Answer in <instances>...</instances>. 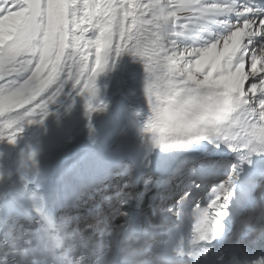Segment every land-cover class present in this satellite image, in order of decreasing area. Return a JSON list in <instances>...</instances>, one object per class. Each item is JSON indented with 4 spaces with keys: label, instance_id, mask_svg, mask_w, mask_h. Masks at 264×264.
<instances>
[{
    "label": "snow or ice",
    "instance_id": "snow-or-ice-1",
    "mask_svg": "<svg viewBox=\"0 0 264 264\" xmlns=\"http://www.w3.org/2000/svg\"><path fill=\"white\" fill-rule=\"evenodd\" d=\"M125 52L148 74L145 130L180 188L171 211L195 219L189 259L210 256L230 225L256 231L257 214L264 220V0H0V81L10 78L0 83L3 105L35 101L41 118L62 77L80 83L85 67L96 96V78ZM37 96L48 99L40 105ZM230 248L226 241L212 264H229Z\"/></svg>",
    "mask_w": 264,
    "mask_h": 264
},
{
    "label": "bare ground",
    "instance_id": "bare-ground-1",
    "mask_svg": "<svg viewBox=\"0 0 264 264\" xmlns=\"http://www.w3.org/2000/svg\"><path fill=\"white\" fill-rule=\"evenodd\" d=\"M88 63L95 68L94 57L89 56ZM122 67V73L125 75L115 77L116 83L115 80L112 83L114 85L118 83L119 96H122V100L125 101L124 105L121 104V108L126 107V110L130 112L128 114L134 118L136 123L131 120L127 121L122 123V126L119 124V129L115 128L119 125L114 123L111 125L113 126L111 127L112 132H103L100 131L101 129L92 131L91 126H85V122L73 124L80 100L83 101L87 109L88 98H90L92 108H96L98 98L100 97L101 100L104 90L109 87L108 84H111L113 76L110 73L116 72V69ZM122 67L117 57L111 59L105 68V74L102 72L96 78V96H89L86 87L91 76L88 67L84 68V74L79 77L80 83L66 75L63 76L66 83L62 91L51 104L47 105V115L41 118L39 117L40 106L35 101L31 104L12 107L8 105L7 101L3 105V101L0 100V207L2 209V213H0V264H40L27 253L24 257L22 256V252L28 244L27 236L32 237L36 232L22 217L33 194L34 179L57 181L69 194V197L66 198L67 207L63 212L65 217L60 222L66 229V236L70 239L69 244L76 259L82 260L83 264H94L92 255L97 250L102 231L88 234L83 238L79 237L73 231L72 224H82L83 219L79 217L82 213L80 209L71 207L78 208L77 206L82 204V201L91 202L93 205H90L91 207L86 206L87 204L82 206L93 210L88 214L89 219H93L94 223L102 221L104 224V220L106 219L108 222L112 211L117 209L115 196L118 191H116L117 186L114 181L118 174H122L121 168L130 170V180H133L137 171L146 173L147 179L152 180L154 178L151 174L153 168L169 161V158L162 155L158 148H151V132L145 130L148 126V117L152 114V108L146 90L148 74L144 63L139 57L130 54L129 60ZM8 79L10 78L5 79L3 83L6 84ZM102 84L104 92L100 88ZM54 87L51 86L49 91L54 90ZM99 89L101 93L103 92L102 94H98ZM4 95L7 97L11 93L6 92ZM153 97H155V93H153ZM47 99V96L44 100H40V96L36 97V100H40V105H44ZM24 109H28L32 113L31 119H37V122L27 123L29 116ZM94 111H91L88 117H93ZM18 116L24 118L21 130L16 128ZM45 125L48 130L41 131ZM9 136L17 139L8 142ZM149 164L152 165V168L148 166ZM108 175L112 179L108 180ZM170 176L171 172L159 181L161 190L149 198L146 215L153 207L158 209L166 203L167 207L170 206L173 197L180 193V189L178 192L176 191V181L171 180ZM110 183L113 185L110 186ZM130 184L128 183L123 190V199L128 194L129 196L126 198L127 203L118 218L120 223L110 228L105 225L106 230L103 232L122 226V218L129 211L131 199L140 191L137 186ZM86 190L92 198H98L97 201H101V204L94 202L92 198L87 199ZM106 196L109 197V201L104 198ZM164 197H168V199L163 201ZM203 199H208L207 195ZM153 201L157 203L150 207ZM112 203L115 207L109 210L108 207ZM8 221H11L10 223L15 229L4 234V228L9 226ZM167 221L170 220L167 219ZM90 226V229L95 228ZM92 237L93 242H88ZM77 240L83 241V246ZM90 245H94L95 248H90Z\"/></svg>",
    "mask_w": 264,
    "mask_h": 264
},
{
    "label": "rangeland",
    "instance_id": "rangeland-1",
    "mask_svg": "<svg viewBox=\"0 0 264 264\" xmlns=\"http://www.w3.org/2000/svg\"><path fill=\"white\" fill-rule=\"evenodd\" d=\"M125 53H127V52H125ZM125 53L124 54L122 53L119 57H117V59H119V61H120L121 67H122V65L125 64V62H127L129 60V55L130 54L127 55L128 53L127 54H125ZM122 60H123V62H122ZM110 61H111V59H110ZM258 67H259V65H258ZM118 70L116 69V72L114 71L113 73H110V75L113 76V79L111 81V84H108L109 87H107V89H105V90L103 89L105 92L102 90L103 84L101 85L100 88H101V91L104 92V94L101 96V100H100V97L98 98L97 104L95 105L96 108L94 107V109H95L94 113L95 114H93V117H88V116H90L89 114L91 113V111H89L88 108L86 109V106L83 104V101L80 100V102L78 104V108H77L79 113L77 112V114L75 115L76 117L73 118V124H80V123H84L85 122L86 123L85 126H87V127L88 126L89 127L91 126L92 131H94L95 129L96 130H100L101 129L100 131H103V132L104 131L112 132L111 131V127H113V126H111V125H113L114 123H116V125H119L120 124L121 126H122V123H125V122L130 121V120L131 121H134V123H136L135 120H134V118L130 114H128L130 112L128 110H126L127 108L126 107H123V109L121 108V104L124 105L125 104V101L122 100V96H119V89H118L119 86H118V83L115 84V85L112 83L114 80H115V83H116V78L117 77H120L122 75H125V73H122L123 67L121 69H118ZM245 70L246 71H250L251 70V68H250V62L248 64H246V69ZM104 74H105V72H104ZM7 78H9V77H5V79H7ZM4 80L3 81H0V83H3ZM115 86H117V87L115 88ZM101 91L99 89L98 94L101 93ZM120 95H121V93H120ZM121 114H122V116H121ZM99 116H100V118H99ZM88 118H89V120H88ZM118 120H119V122H118ZM120 125L119 126H116L115 128L119 129ZM46 130H48V127L45 125L44 128H43V130H41V131H46ZM40 132H39V134H40ZM40 136H42V135L40 134ZM40 136H39V138H40ZM39 138H37V139H39ZM121 177H122V179L124 178L122 180V184H126L129 181V179H130V170H127L124 174H122ZM114 182H115V185L117 186L116 191H118V189H119V191L121 192L122 191V184L119 186L120 176H116ZM124 189H125V187L123 188V190ZM119 191L117 192V194L118 193L120 194ZM121 194H123V191L121 192ZM123 196H121V197L118 196L117 199L115 198L116 199L117 209L114 210V211H112V214H110L111 216L108 219V222L106 221L107 222L106 224L103 225V222L102 221H99L98 223H94L93 222V219H91L92 221L90 219H88L89 222L84 219V221H82V224L80 225L82 227H80L79 224L78 225L73 224L72 225V229L74 231H78L77 232L78 236L81 237V238H83L86 235L91 234V233H94V232H100V231L103 232V230H106L105 225H108V227L110 228L111 226H115L116 224L120 223V220H118V218L122 214V208L127 203L126 202L127 200L123 199ZM204 196H206V194ZM104 198H106V200H108V201L110 200L108 196H106ZM97 199L98 198H93L92 200L94 202H97L98 203L99 201H97ZM81 203L82 204H79V206H77L78 208H76L75 206H72L71 208H73V209H80V211H81L82 214L79 217H80V219H83V216H87L88 217V214L91 211H93V210L90 209V208H87V207H82V206H84V205L87 204L86 206L91 207L93 205H92L91 202H87V201L85 202V204H83V201ZM98 204H101V201ZM104 204H106V203H104ZM1 210L2 209L0 207V213H2ZM100 218H101V216H100ZM10 222L11 221H8V224H9L8 228H4V234H6L7 232H9L12 229H15V228H13V225H11ZM90 225H92L96 229L95 228L94 229H90V227H91ZM88 242H93V237L90 238ZM90 246H89L90 248H93L94 247V245H90Z\"/></svg>",
    "mask_w": 264,
    "mask_h": 264
},
{
    "label": "clouds",
    "instance_id": "clouds-1",
    "mask_svg": "<svg viewBox=\"0 0 264 264\" xmlns=\"http://www.w3.org/2000/svg\"><path fill=\"white\" fill-rule=\"evenodd\" d=\"M48 228H53V222L50 217H46ZM135 225H122L102 232L99 244L97 246V257L94 264H155L150 255H155L156 248L153 244V235L156 231L146 232V244L143 248L132 247L128 245L132 238V229ZM53 237V236H52ZM51 237V239H53ZM56 245H62L59 235L53 239ZM173 255H183L176 249H173ZM229 264H240L239 261H229Z\"/></svg>",
    "mask_w": 264,
    "mask_h": 264
}]
</instances>
